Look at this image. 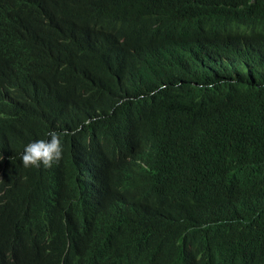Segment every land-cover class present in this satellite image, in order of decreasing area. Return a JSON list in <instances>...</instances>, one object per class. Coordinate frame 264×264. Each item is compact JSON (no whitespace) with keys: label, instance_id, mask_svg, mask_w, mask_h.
<instances>
[{"label":"trees","instance_id":"1","mask_svg":"<svg viewBox=\"0 0 264 264\" xmlns=\"http://www.w3.org/2000/svg\"><path fill=\"white\" fill-rule=\"evenodd\" d=\"M0 157V264H264V0H0Z\"/></svg>","mask_w":264,"mask_h":264},{"label":"clouds","instance_id":"2","mask_svg":"<svg viewBox=\"0 0 264 264\" xmlns=\"http://www.w3.org/2000/svg\"><path fill=\"white\" fill-rule=\"evenodd\" d=\"M62 148L61 134L51 130L45 138L30 140L25 144L20 154V160L25 167H48L61 158Z\"/></svg>","mask_w":264,"mask_h":264},{"label":"bare ground","instance_id":"3","mask_svg":"<svg viewBox=\"0 0 264 264\" xmlns=\"http://www.w3.org/2000/svg\"><path fill=\"white\" fill-rule=\"evenodd\" d=\"M168 188V187H167ZM165 191V190H164ZM168 191V190H167Z\"/></svg>","mask_w":264,"mask_h":264}]
</instances>
